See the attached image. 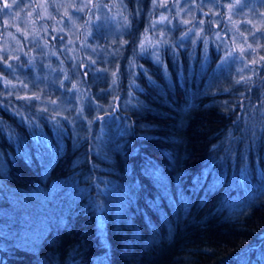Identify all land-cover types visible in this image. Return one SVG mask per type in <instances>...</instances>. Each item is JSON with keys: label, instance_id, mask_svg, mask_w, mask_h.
Returning a JSON list of instances; mask_svg holds the SVG:
<instances>
[{"label": "trees", "instance_id": "trees-1", "mask_svg": "<svg viewBox=\"0 0 264 264\" xmlns=\"http://www.w3.org/2000/svg\"><path fill=\"white\" fill-rule=\"evenodd\" d=\"M126 1L124 44L78 86L60 40L58 83L0 80V264H264V67L236 83L175 38L154 64Z\"/></svg>", "mask_w": 264, "mask_h": 264}, {"label": "rangeland", "instance_id": "rangeland-1", "mask_svg": "<svg viewBox=\"0 0 264 264\" xmlns=\"http://www.w3.org/2000/svg\"><path fill=\"white\" fill-rule=\"evenodd\" d=\"M146 1L139 45L140 52L147 54L154 64L163 65L166 47L175 38L181 49L186 45L199 49L202 69L210 67L216 57L212 67L215 72L232 73L236 83L253 81L263 69L264 0ZM5 4L9 7L5 8ZM130 22L126 0H0V61L6 62L5 72L14 73L6 79L1 76L0 80L7 81L10 89L22 77L29 81L27 86L43 89L44 80L49 87L58 83L62 77L56 70L60 66H52L47 60L54 56L49 41L60 40L61 54L71 62L70 79L78 86L80 71L85 72L86 65L90 68L94 64L91 68L96 71L99 55L109 58L111 48L121 49ZM95 36L103 37L106 44L99 46ZM25 46L30 48L29 56ZM82 53L87 57L83 62ZM24 59L28 60L24 67L19 66L17 61L23 63ZM37 62L42 71L35 69L29 77L26 67L33 69ZM50 66L53 68L45 76L43 71ZM67 107L60 103L55 108L60 111Z\"/></svg>", "mask_w": 264, "mask_h": 264}, {"label": "snow or ice", "instance_id": "snow-or-ice-1", "mask_svg": "<svg viewBox=\"0 0 264 264\" xmlns=\"http://www.w3.org/2000/svg\"><path fill=\"white\" fill-rule=\"evenodd\" d=\"M4 7H5V8H8V7H9V5H8V4H5V5H4ZM10 66H11V65H9V67H10ZM238 82H239V81H238ZM7 83H8V82H7V81H5V84H7Z\"/></svg>", "mask_w": 264, "mask_h": 264}]
</instances>
